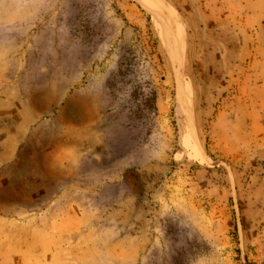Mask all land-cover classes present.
<instances>
[{
  "label": "rangeland",
  "instance_id": "obj_1",
  "mask_svg": "<svg viewBox=\"0 0 264 264\" xmlns=\"http://www.w3.org/2000/svg\"><path fill=\"white\" fill-rule=\"evenodd\" d=\"M164 1L0 0V264H264V0Z\"/></svg>",
  "mask_w": 264,
  "mask_h": 264
},
{
  "label": "trees",
  "instance_id": "obj_2",
  "mask_svg": "<svg viewBox=\"0 0 264 264\" xmlns=\"http://www.w3.org/2000/svg\"><path fill=\"white\" fill-rule=\"evenodd\" d=\"M148 40L149 42H152L151 47L149 48V50L147 51V55L148 58L152 63H153V67L154 69L157 71L158 75H159V79L160 81H164L165 76H164V68H163V61L162 58L160 56V54L157 52L156 48H157V42L155 39L152 38V35L150 33H148ZM146 59V57H145ZM143 62H145V60H143ZM128 74L134 75L132 68L127 67L124 70V76ZM139 97H143V101L144 103V107L148 110V111H152V110H156V106H155V100L157 98V91L154 89H150L147 94H143L140 92V90L138 88L135 89L134 92H132V98H133V102L138 101ZM136 111H140L139 107L135 108Z\"/></svg>",
  "mask_w": 264,
  "mask_h": 264
},
{
  "label": "bare ground",
  "instance_id": "obj_3",
  "mask_svg": "<svg viewBox=\"0 0 264 264\" xmlns=\"http://www.w3.org/2000/svg\"><path fill=\"white\" fill-rule=\"evenodd\" d=\"M149 2H154V3H159L160 5H162L161 7L164 9L166 7V4H165V1L164 0H147ZM160 8H156L154 7L153 9L152 8H147V10L149 11V13L154 17V19L156 21H160V23L163 21L162 18H163V13L159 10ZM165 19H168V16L164 18ZM163 26V24H161ZM167 27H170L167 25Z\"/></svg>",
  "mask_w": 264,
  "mask_h": 264
}]
</instances>
